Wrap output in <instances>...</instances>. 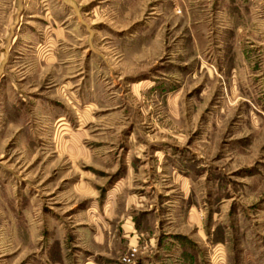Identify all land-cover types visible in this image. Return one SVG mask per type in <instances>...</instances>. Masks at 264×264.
I'll return each mask as SVG.
<instances>
[{
  "label": "rangeland",
  "instance_id": "1",
  "mask_svg": "<svg viewBox=\"0 0 264 264\" xmlns=\"http://www.w3.org/2000/svg\"><path fill=\"white\" fill-rule=\"evenodd\" d=\"M0 264H264V0H0Z\"/></svg>",
  "mask_w": 264,
  "mask_h": 264
},
{
  "label": "built area",
  "instance_id": "2",
  "mask_svg": "<svg viewBox=\"0 0 264 264\" xmlns=\"http://www.w3.org/2000/svg\"><path fill=\"white\" fill-rule=\"evenodd\" d=\"M125 260H129V259H126V258H125Z\"/></svg>",
  "mask_w": 264,
  "mask_h": 264
}]
</instances>
